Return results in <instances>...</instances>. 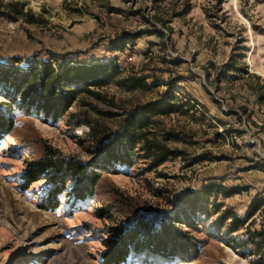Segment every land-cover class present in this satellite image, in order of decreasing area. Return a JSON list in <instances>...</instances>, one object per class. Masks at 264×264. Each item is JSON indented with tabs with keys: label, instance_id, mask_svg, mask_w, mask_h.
<instances>
[{
	"label": "rangeland",
	"instance_id": "374dc122",
	"mask_svg": "<svg viewBox=\"0 0 264 264\" xmlns=\"http://www.w3.org/2000/svg\"><path fill=\"white\" fill-rule=\"evenodd\" d=\"M121 32L134 38L113 49ZM35 58H113L119 80L147 87H91L57 120L10 103L14 126L0 138V264H103L105 240L120 229L188 232L198 248L161 256L147 242L139 252L130 246L121 264H264V0H0V66L22 70ZM3 92L0 105H9ZM171 96L173 112H148V143L132 147L129 164L107 157L125 120ZM157 154L166 159L152 167ZM48 156L100 172L93 197L76 200L70 177L38 175ZM208 183L232 193L193 212L187 200ZM248 211L238 229L229 218L218 223L222 212ZM184 213L193 228L171 221Z\"/></svg>",
	"mask_w": 264,
	"mask_h": 264
},
{
	"label": "trees",
	"instance_id": "16d2710c",
	"mask_svg": "<svg viewBox=\"0 0 264 264\" xmlns=\"http://www.w3.org/2000/svg\"><path fill=\"white\" fill-rule=\"evenodd\" d=\"M17 13L22 14V10H18ZM154 33H157L160 37L163 36L161 32ZM133 38V34L121 32L114 40L112 48H120L127 41H132ZM120 73V66L113 58L89 63L67 61L58 65H54L49 59L35 58L22 70L0 66V91H4V97L9 100L7 102L9 105H0V111L5 109L2 107L6 106L7 109L3 111H9L6 113L8 118L0 114V138L5 134H9L14 126L11 116L13 110L10 103L16 102L28 111L34 109L36 113L42 114L46 119L57 120L65 115L78 94L82 92L91 93V87H102L113 82L123 83L127 89L147 87L143 80L137 78L127 77L119 80ZM207 75L206 79L208 80ZM215 90H218L217 86ZM176 107V103L172 102L171 96L164 101L154 102L134 112L133 117L131 116L124 121L121 131L116 132L109 141L107 157L114 162L129 164L132 159V147H135L138 141L148 143L144 131L151 124L149 115L169 114ZM149 154L148 152L147 156ZM50 156L45 157L38 163V175L54 172V175L59 177L58 180L61 182L66 177H70L69 179L72 182L69 191L76 200L83 201L93 197L95 186L100 178V172L88 170V167L83 168L74 163L66 166L62 162L51 161ZM152 157V167L160 165L166 159L165 154L152 155ZM148 167L150 166L148 165ZM62 187H64V183ZM231 193V190L220 184L208 183L197 192L192 193L191 198L187 200L185 205L194 212L199 206H207L211 197L213 199H216L217 196L227 198ZM100 211L103 212V210ZM252 214L253 211H248L245 218H240L234 213L222 212L219 215L218 223H223L229 218L230 230L238 229L246 223ZM190 215L184 213L182 217L174 216L171 221L175 224H184L189 228H193L192 216ZM171 231L173 230H166L164 233L168 235V238L162 234L140 235L137 231H123L120 229L116 237L105 240L111 251L104 255L103 264H121L130 256L128 250L130 246L136 252L149 247L152 249L153 254L161 256L184 255L186 257L193 255V253L196 255L197 245L192 241L188 232ZM146 243L148 246L145 247Z\"/></svg>",
	"mask_w": 264,
	"mask_h": 264
}]
</instances>
